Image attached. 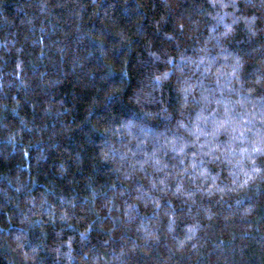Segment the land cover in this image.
<instances>
[{
    "label": "trees",
    "instance_id": "obj_1",
    "mask_svg": "<svg viewBox=\"0 0 264 264\" xmlns=\"http://www.w3.org/2000/svg\"><path fill=\"white\" fill-rule=\"evenodd\" d=\"M0 264H264V0H0Z\"/></svg>",
    "mask_w": 264,
    "mask_h": 264
}]
</instances>
